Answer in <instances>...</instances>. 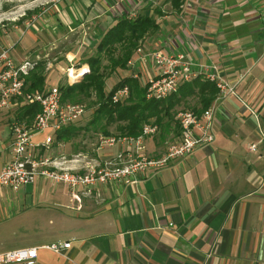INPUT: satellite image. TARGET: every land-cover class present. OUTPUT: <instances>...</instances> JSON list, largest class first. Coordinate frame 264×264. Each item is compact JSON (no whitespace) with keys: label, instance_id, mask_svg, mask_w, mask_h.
Instances as JSON below:
<instances>
[{"label":"crops","instance_id":"0c3cea01","mask_svg":"<svg viewBox=\"0 0 264 264\" xmlns=\"http://www.w3.org/2000/svg\"><path fill=\"white\" fill-rule=\"evenodd\" d=\"M49 8L72 30L94 32V43L123 16L153 15L159 28L143 38L145 52L216 64L231 82L246 75L237 84L240 98L220 101L215 140L138 183L99 193H74L64 183L35 187L30 205L19 194L27 185L4 190L15 199H0V222L10 225L0 252L36 247L35 264H264V1L52 0ZM146 69L139 66L140 81L156 74ZM146 145L150 155L162 152L153 139ZM122 150L94 149L103 157ZM68 156L78 159L67 163L73 167L91 160L85 151ZM63 242L71 247H48Z\"/></svg>","mask_w":264,"mask_h":264},{"label":"built area","instance_id":"2783aa9c","mask_svg":"<svg viewBox=\"0 0 264 264\" xmlns=\"http://www.w3.org/2000/svg\"><path fill=\"white\" fill-rule=\"evenodd\" d=\"M264 1V0H263ZM19 13L12 19L24 17ZM1 23V20H0ZM29 28L32 21L24 22ZM12 46L0 42V122L5 117L10 138L6 142L0 137V196L10 189L18 191L22 187L35 182L38 177L56 184H66L75 193L83 187L88 192L112 184L129 186L138 183L142 176L152 171L161 170L178 162L195 152L197 148L207 146L215 140L213 125L220 101L230 97H238L236 85L226 80L216 64H202L191 61L180 53L165 52L153 49L145 52L141 46L137 48V59L129 61L131 76L140 78L141 64H151L157 70L149 76L146 96L148 99H166L178 92L182 84L197 77L214 82L219 92L211 106L198 114L192 109H185L177 114L179 134L166 141L163 152L152 156L147 151L146 140L156 136L160 127L156 123H145L138 135L101 134L98 149L112 148L122 145L123 150L115 156L97 158L86 161L80 166H69L68 162L78 159L67 156H51L46 151L56 145V133L63 127L79 122L87 107L81 102L62 100L60 86H45L42 91L26 90L27 77L35 69L36 59L17 60L11 55ZM70 68L67 75L69 83ZM130 95V88L124 86L113 96L114 101H125ZM39 103L40 112L33 122L18 119L15 111L24 104ZM243 104L249 109L248 103ZM252 111V109L250 108ZM261 128V125H259ZM261 130L259 143H264V132ZM41 135L42 137L38 138ZM258 144L251 147L255 149ZM55 252L71 247V242L52 243L48 246ZM38 257L36 247L13 249L0 252V264H35Z\"/></svg>","mask_w":264,"mask_h":264},{"label":"rangeland","instance_id":"374dc122","mask_svg":"<svg viewBox=\"0 0 264 264\" xmlns=\"http://www.w3.org/2000/svg\"><path fill=\"white\" fill-rule=\"evenodd\" d=\"M51 4L52 0H0V42L2 45H11L13 47L11 55L17 60H22L26 57L38 61L45 60V71L47 73L46 86L49 87L69 83V76L65 72L68 70V67H73L75 71L79 72L86 70L84 73L82 71L77 78H72L70 76L72 80L75 79L72 83L77 82L90 71V65L87 60L91 56L94 57L100 55L99 52H97L99 41H95L94 43L91 38V35L93 36L94 32L85 33L84 30H72L66 22L63 20L60 21L61 18H55V13L53 14L52 10L49 8ZM19 13H25V16L17 20H9L12 19L11 17H14ZM129 18L134 19L136 17ZM26 21H32V25L29 28L24 24ZM117 54L119 53L116 52V55ZM137 57L138 54L137 51H135L132 59H137ZM102 61L103 65L107 67L105 70L107 76L105 85L106 92L110 91L124 77L128 75L131 76L130 69L132 68L130 67L129 69H117L116 71L111 72L108 67L109 59L106 54L103 55ZM146 66V70L149 72L152 65L146 63ZM152 68L154 69V67ZM154 70H151L152 74L157 73V70ZM245 75L246 74L241 75L236 82L228 81L235 84L237 88L238 82H241ZM148 78L149 76L147 74L146 78L142 77V83H146ZM188 100L187 103L184 102L175 107L174 121L180 111L193 109L198 103L197 98H190ZM100 102L101 100L96 97L95 92L91 97L83 99L81 103L86 105L87 112L78 122V125L82 126L83 129L80 130L78 135L71 141L58 142V145L48 149L46 154L51 156L61 155L70 158L68 155L77 153L78 151H85L89 152V159L97 158L98 156L94 149H98L99 147V136L105 134L103 132L105 121H99L97 123L91 122L93 121L94 110L98 107ZM5 117H7L6 114L2 117L0 122V137L7 142L10 138V129L8 128V123H6ZM124 126L125 123H112L107 125L106 130H108L110 134H118L120 133V129ZM162 136H165V138L162 139ZM174 136L175 132H173V130L166 132L164 129H161L158 135L153 136L150 139H153V142H155L157 146L162 147L163 152L166 146V141L171 140ZM60 185L62 184H56L51 181L46 182L42 177H38L35 183H30L26 186L27 193L22 189L19 194L24 200V205H30L32 203L30 193L34 191L35 187H60ZM27 194L29 197L25 200V195ZM8 195L13 196V198H9L10 200L13 201V199H15V192L11 191ZM6 198L7 196H5V193L0 197L3 202L7 200ZM34 214H36L35 209L25 214L27 216L24 218L32 217ZM9 227L10 225L7 224V222L4 224L0 222V242L3 240L1 237L6 235L4 229H8ZM21 246L26 245H19V247Z\"/></svg>","mask_w":264,"mask_h":264},{"label":"trees","instance_id":"16d2710c","mask_svg":"<svg viewBox=\"0 0 264 264\" xmlns=\"http://www.w3.org/2000/svg\"><path fill=\"white\" fill-rule=\"evenodd\" d=\"M180 0H173L178 6ZM159 24L154 16L140 14L131 19L127 16L120 18L115 25L110 27L102 35L97 45L99 56H91L87 62L90 71L75 83L59 85L63 101L82 102L83 99L91 97L94 92L101 100L94 110L91 123L105 121L103 132L107 125L112 123H125L120 129L123 135H138L142 132L145 123L154 122L166 132L173 130L175 135L179 134V126L174 121V109L176 106L187 103L190 98H197L198 103L192 110L201 114L208 109L215 100L219 88L217 85L203 77H197L190 82L181 85L178 92L166 99H148L146 96L148 84L142 83L139 78L126 76L121 79L110 91H105L106 66L103 65V55L109 59L108 67L111 72L117 69H129L128 63L143 38L157 31ZM116 52L119 54L116 55ZM46 61L40 60L37 66L27 77L26 90L42 91L46 86L47 73L45 71ZM86 70H84L85 72ZM83 72V73H84ZM130 88V95L125 101H114L113 95L122 87ZM39 103L24 104L15 111L18 119L26 120L31 124L40 112ZM90 123V124H91ZM174 124V125H172ZM83 127L77 123L63 127L56 133V142H67L75 138ZM160 129V130H161ZM165 136H162L164 139Z\"/></svg>","mask_w":264,"mask_h":264},{"label":"bare ground","instance_id":"6f19581e","mask_svg":"<svg viewBox=\"0 0 264 264\" xmlns=\"http://www.w3.org/2000/svg\"><path fill=\"white\" fill-rule=\"evenodd\" d=\"M69 72H70V76L72 78H77L78 75H80V73H82L81 71L79 73H77L73 68H70V71Z\"/></svg>","mask_w":264,"mask_h":264}]
</instances>
